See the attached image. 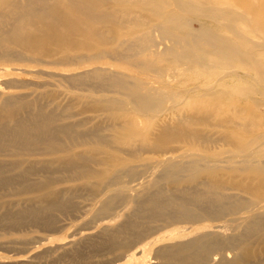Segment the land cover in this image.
I'll list each match as a JSON object with an SVG mask.
<instances>
[{"label": "bare ground", "instance_id": "1", "mask_svg": "<svg viewBox=\"0 0 264 264\" xmlns=\"http://www.w3.org/2000/svg\"><path fill=\"white\" fill-rule=\"evenodd\" d=\"M245 25L261 38L264 0H0V233L55 230L81 196L91 220L126 209L93 250L162 231L133 264H264V114L241 106L264 109V41Z\"/></svg>", "mask_w": 264, "mask_h": 264}, {"label": "rangeland", "instance_id": "2", "mask_svg": "<svg viewBox=\"0 0 264 264\" xmlns=\"http://www.w3.org/2000/svg\"><path fill=\"white\" fill-rule=\"evenodd\" d=\"M258 16L261 18L263 14L259 13ZM194 24L193 26L195 27L197 23ZM246 26L247 25H245V27ZM196 27H198V25ZM245 34L254 41H264V34L260 33L261 38H256L254 36V31L247 27ZM262 52L264 54V50ZM250 72L253 71L251 70ZM255 96L254 94H249L241 106L243 108L246 107V109L250 111L254 110V112H257L259 115H263L264 109L258 105L260 104V100L256 99ZM73 183L75 182H60L57 186L67 187ZM74 200L78 204V209L70 213L57 214V228L55 230L29 225L23 230L0 233V264H79L80 262H74L75 260H73L71 256V249L75 245L81 246V249L83 248L81 251L82 254H84V264H133L132 260L136 261V259L130 258V254L134 253L135 258H137L141 255L142 251H140V247L143 249L144 247H142V245L145 242L163 233L162 231L153 233L119 253L104 248H98L99 250L97 251L96 249L93 250L94 247L91 249L92 246L87 244V240H90L89 237L99 241L101 228L103 226L113 227L119 223L126 209L118 208L116 209L117 214H112L103 219L91 220V215L88 212L90 200L81 196L76 197ZM222 232L228 231L222 230ZM156 246V244H147L144 248L145 251L142 252L143 254L138 257V261L143 263L142 256L144 255L149 259V257L152 256V249ZM60 256L62 257L60 258ZM143 259L146 258L143 257ZM105 261H107V263ZM134 264H136V262Z\"/></svg>", "mask_w": 264, "mask_h": 264}]
</instances>
